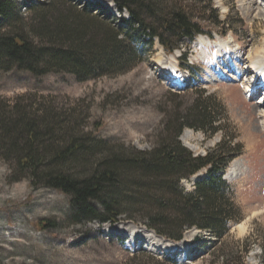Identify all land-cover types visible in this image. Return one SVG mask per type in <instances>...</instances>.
<instances>
[{
  "label": "rangeland",
  "instance_id": "1",
  "mask_svg": "<svg viewBox=\"0 0 264 264\" xmlns=\"http://www.w3.org/2000/svg\"><path fill=\"white\" fill-rule=\"evenodd\" d=\"M16 1L22 16L32 15L29 5L37 0ZM95 1L116 22L128 15L113 0ZM180 1L190 5L211 35L185 39L171 54L156 39L128 70L86 80L65 71L35 75L0 70V99H20L27 107L37 101L51 104L77 120L80 135H93L124 151L150 149L164 122L198 102L214 104L218 130L210 136L187 127L180 138L195 155H205L220 142L240 146L224 178L233 186L241 219L230 223L220 239L193 227L179 242L156 234L139 213L134 219L123 214L113 223L75 224L68 220L67 194L18 179L0 158V264H171L166 258L173 251L178 264H236L242 255L245 264H264V118L258 116L262 109L257 104L264 92L256 97L245 93V66L264 52V0H212L216 14L211 17L203 9L207 0ZM206 171L182 185L193 190ZM42 219L55 225L43 226ZM180 245L187 249L183 252Z\"/></svg>",
  "mask_w": 264,
  "mask_h": 264
},
{
  "label": "trees",
  "instance_id": "2",
  "mask_svg": "<svg viewBox=\"0 0 264 264\" xmlns=\"http://www.w3.org/2000/svg\"><path fill=\"white\" fill-rule=\"evenodd\" d=\"M113 2L121 14L128 13L119 22L92 0L81 5L37 0L29 5L33 13L27 18L16 0H0V70L35 75L65 71L86 80L128 70L156 39L171 54L185 39L211 35L180 0ZM203 9L208 17L216 14L212 0ZM38 102L27 107L20 99H0V158L18 179L67 194L73 223H113L123 214L134 219L139 213L156 234L179 242L193 227L220 239L230 223L241 219L233 186L224 178L240 146L220 142L205 155H195L180 138L187 127L214 134V104L198 102L164 122L150 149L124 151L93 135H80L75 118ZM203 169L204 176L187 191L182 181ZM39 224L55 225L50 219ZM243 248L248 250L247 243ZM166 260L178 264L176 255ZM236 264H245L244 255Z\"/></svg>",
  "mask_w": 264,
  "mask_h": 264
},
{
  "label": "bare ground",
  "instance_id": "3",
  "mask_svg": "<svg viewBox=\"0 0 264 264\" xmlns=\"http://www.w3.org/2000/svg\"><path fill=\"white\" fill-rule=\"evenodd\" d=\"M224 45H225L224 43H221L220 46H223L224 47ZM226 48H228V47H226ZM250 64H251V67L252 66H255L257 69H260L261 70V73H263L264 72V52H262L261 54L257 55L252 61H250ZM245 68H248L249 69L250 67L247 66V64H246ZM257 90L258 89L254 90L251 93V96L252 97H256V95L258 93ZM263 91H264V89H263ZM245 92H246V94H249L250 95V93H248V89H246V88H245ZM261 96H263V94ZM257 104H258V107L262 109V110L260 109L261 110V113H258L259 114L258 116H262L264 118V101L258 102ZM235 168H236V165L235 164L232 165L231 167H229V172L234 171ZM132 241H134V240L132 239ZM180 248H181V250L183 252L187 249L186 248V245H180Z\"/></svg>",
  "mask_w": 264,
  "mask_h": 264
}]
</instances>
